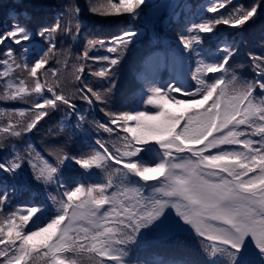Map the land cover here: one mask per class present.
<instances>
[{
  "label": "snow or ice",
  "instance_id": "1",
  "mask_svg": "<svg viewBox=\"0 0 264 264\" xmlns=\"http://www.w3.org/2000/svg\"><path fill=\"white\" fill-rule=\"evenodd\" d=\"M229 2L212 0L207 11L218 13ZM87 3L92 14L135 17L146 0ZM258 11L264 12V8L254 0L227 16L192 23L186 29L188 34L178 39L182 54L201 57L193 75L197 83L188 90L179 74L157 83L151 60L145 59L137 78L148 87L137 93L136 103L122 104L115 111L107 110L115 87L113 77L129 46L140 35L138 29L88 40L77 58L78 66L73 65L74 78L79 81L75 94H67L59 78L50 82L49 75L56 77L58 69L45 66L60 55L55 33L73 40L78 37L83 25L78 4L70 0L52 25L32 26L30 20L22 22L17 14L7 29L0 30V45L5 46L0 50V77L8 78L0 89V100L29 104L18 113L24 117L27 111L29 119L13 120L17 114L9 113L0 133L7 137L30 133L51 111L63 107L66 119L59 122L57 135L67 128L69 139L75 136L82 144L88 140L90 143L83 147L91 149L87 154H82L83 149L72 154L65 150V141L51 150L55 161L50 163L28 144L23 151L14 148L11 160H0V171L15 180L22 176L26 161L39 157L42 164H31V181L55 183L62 190L60 199L51 197L54 211L47 196H33L18 211L0 213V245H4L0 248V264H31L35 257H48L50 264H78V258L84 256L98 257L97 264H131L126 259L129 251L147 234L179 240L186 233L199 238L207 254L203 262L173 258L137 264H264V55L248 53L255 74L248 79L239 74L243 65L229 63L239 50L235 40L219 38L215 45L211 43L218 25L243 27ZM37 38L42 47L29 59L27 45ZM97 45L108 55L90 56L89 51ZM88 60L103 62V67L90 74L109 80L108 88L94 89L86 82ZM13 66L26 69L27 77L34 78L32 83L25 82L27 77L13 79ZM40 69H45L43 76L38 75ZM181 93L189 98L177 99ZM73 95H78L89 109L96 103L104 105L100 111L106 122L93 120L90 127L88 116L77 107ZM171 101L188 107L175 115L168 107ZM148 106V110H141ZM189 108L194 111L185 116ZM93 130L114 134L119 147L99 138L93 141ZM4 138L0 136V140ZM212 149L216 151H209ZM73 164L89 176L94 168L102 170L104 176L92 183L71 177L63 180L61 170ZM20 186L28 185L24 182ZM16 188L0 182V207L15 195ZM149 189L150 194L145 195ZM20 211L25 214L20 215ZM29 222L35 228L25 232ZM82 222L89 226L84 227Z\"/></svg>",
  "mask_w": 264,
  "mask_h": 264
},
{
  "label": "trees",
  "instance_id": "2",
  "mask_svg": "<svg viewBox=\"0 0 264 264\" xmlns=\"http://www.w3.org/2000/svg\"><path fill=\"white\" fill-rule=\"evenodd\" d=\"M70 0H0V30L7 29L9 25L15 21V17L19 14L23 20H30L32 26L52 25L59 13L64 9ZM73 3L78 4L82 9L81 17L83 25L81 31L76 39H70L61 33H55L54 39L57 41V48L60 50V55L49 60V64L45 69L55 68L58 69L57 76L52 77L49 75L48 79L52 80L59 78L61 86L67 94H75L76 89L79 87V81L74 78L75 69L74 64L78 66L77 58L83 52L89 39L94 38H107L113 35H118L121 31L127 29H138L140 35L136 37L133 43L129 46L127 52L124 54L123 59L115 70L113 79L115 80V87L112 88V99L107 107L108 111H115L122 104H134L138 100L137 93L143 88L148 87L143 80L137 78V73L145 59L151 60L152 73L155 75L157 83L163 84L169 81L174 75L179 74L180 79L184 82L186 89L190 90L192 85L197 81L193 79L196 73V68L199 64L201 57L186 53L182 54V48L179 42V35L188 34L186 29L192 23H199L203 19H210L217 15L227 16L236 7H248L254 0H230L225 4L224 8L219 9L218 13L208 12L207 9L212 5V0H146V5H142L138 9L139 15L132 16L131 14L120 15H103L92 14L88 11L87 0H72ZM95 2V0H93ZM103 2V0H101ZM118 3L119 0H114ZM224 2V0H219ZM262 8H264V0H259ZM62 20L61 23H65ZM217 35L212 38V45L219 42V38L226 41L235 40L238 46V52L230 64L243 65L239 74L245 78L251 79L254 77V72L251 71V61L249 60L248 53H256L264 55V12L258 11V15L253 21H250L243 27H231L229 25H218L216 27ZM207 35V34H205ZM208 45V41L205 42ZM5 46L0 45V50ZM31 50L29 59L39 54L42 45L39 43V38L36 41L27 45ZM17 59L19 56V48L16 49ZM90 56H104L108 53L99 45L95 49L89 51ZM3 57H0L2 59ZM210 62V61H207ZM11 63V61H10ZM31 64H29V67ZM103 62L94 63L88 60L86 63V71L84 79L89 82L94 89H104L110 86V81L105 78L92 76L90 73L98 71L103 67ZM45 69L38 70V75L43 76ZM0 71L3 67L0 66ZM181 71V72H180ZM150 73L149 75L151 76ZM218 75V74H207ZM13 79L19 77L25 79L27 77V70L16 69L13 66L11 73ZM8 78L0 77V89H3L5 81ZM34 78L27 77L25 82L31 84ZM227 79V77H225ZM189 97L185 93L177 95V99L187 100ZM74 102L77 107L85 112L88 116L89 126L91 122H106L107 118L103 112L100 111L104 105L96 103L95 106L89 109L88 105L79 99L78 95H73ZM199 99V97H197ZM211 103V101H209ZM29 104L24 101H5L0 100V126L7 120V114L16 113L13 120L21 119L26 122L29 119V114L25 112L24 117H19L18 113L21 110L28 109ZM148 106L141 110H148ZM168 107L173 114L179 115L184 111L187 104L176 105L174 101L168 104ZM202 107H206L202 106ZM194 109L189 108L185 116L190 114ZM65 117V109L60 107L55 111H51L49 116L40 121L37 128L30 133H22L20 137H7L6 134L0 133V136L5 138L0 140V160H11L13 150L18 149L23 151L26 145L31 144L34 146L35 152L39 153L44 159L50 163H54L55 157L50 154L54 146H63L65 141L66 151L72 154L81 152L87 154L91 151L90 148H84V144L90 143L85 140L83 144L80 139L73 136L70 139L67 136L68 129L64 133H58V124ZM117 131H120L119 129ZM124 133L121 131V135ZM102 139L108 144L119 143L114 134L97 133L93 130L91 139ZM258 139V137H253ZM239 147V146H238ZM111 150V149H110ZM216 151V150H215ZM214 151V152H215ZM213 152V153H214ZM42 164V160L37 157L34 160L25 162L23 167L22 176L13 179L10 174L0 171V182L12 186L16 185V193L11 197L2 207L0 213L6 215L9 212H16L22 208L33 196L48 197V203L55 210V203L51 197L55 196L57 199L61 198L62 190L57 187L55 183L44 185L36 184L31 181V164ZM61 178L65 181L68 178H75L87 183L99 182L102 180L104 173L100 169H92V174L89 176L86 171L81 169L78 165H67L62 170ZM251 175V173H250ZM27 182L26 187L20 185ZM145 194V193H144ZM150 194V193H149ZM146 195V194H145ZM20 215L25 214L23 211L19 212ZM17 223L19 220L17 218ZM84 227H88L87 222L83 223ZM28 228L34 230L35 225L31 222L25 226V232ZM5 231L7 228L5 227ZM20 242L17 241V244ZM4 245H0L3 248ZM207 254L203 251L199 238L194 233H186L179 240L175 238H165L155 234H147L140 245L133 247L129 251V256L132 260L139 256L140 261H166L169 259H184L194 261H204ZM3 258H0L2 260ZM99 258L89 259L84 256L78 258V264H97ZM31 264H50L48 257H35ZM258 264V261H257Z\"/></svg>",
  "mask_w": 264,
  "mask_h": 264
},
{
  "label": "rangeland",
  "instance_id": "3",
  "mask_svg": "<svg viewBox=\"0 0 264 264\" xmlns=\"http://www.w3.org/2000/svg\"><path fill=\"white\" fill-rule=\"evenodd\" d=\"M181 72V71H180ZM209 151H211V150H209ZM209 171H212V169H209ZM154 181H150V182H148V183H153ZM82 223H84V222H82Z\"/></svg>",
  "mask_w": 264,
  "mask_h": 264
}]
</instances>
